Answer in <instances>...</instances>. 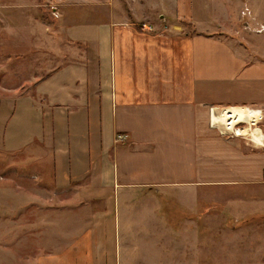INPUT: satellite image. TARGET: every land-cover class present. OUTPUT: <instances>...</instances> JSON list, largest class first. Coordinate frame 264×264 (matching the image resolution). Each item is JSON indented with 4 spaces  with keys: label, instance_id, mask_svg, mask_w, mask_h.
I'll return each instance as SVG.
<instances>
[{
    "label": "crops",
    "instance_id": "1",
    "mask_svg": "<svg viewBox=\"0 0 264 264\" xmlns=\"http://www.w3.org/2000/svg\"><path fill=\"white\" fill-rule=\"evenodd\" d=\"M258 1L250 2L253 13ZM129 12L110 7L98 22L85 19L68 28V40L82 47L76 50L81 58L53 67L34 94L11 99L7 125L22 126L25 120L33 132L18 145L7 129L3 140L8 151L33 141L51 149L58 199L72 192L82 206H100L93 209L86 234L96 233L100 245L115 218L116 190L179 185L200 190L205 183L251 180L253 153L243 145L245 137L221 135L211 110L216 108L212 117L218 127L223 108L253 107L258 117L264 114V59L201 27L200 20L214 23L211 16L195 11L200 15L190 18L182 6L180 17L196 30L159 32L141 28ZM232 122L226 121L229 131ZM118 134L123 138L116 140ZM259 169L262 178L264 165ZM100 245L75 251L68 246L53 263L73 264L81 252H109Z\"/></svg>",
    "mask_w": 264,
    "mask_h": 264
},
{
    "label": "rangeland",
    "instance_id": "2",
    "mask_svg": "<svg viewBox=\"0 0 264 264\" xmlns=\"http://www.w3.org/2000/svg\"><path fill=\"white\" fill-rule=\"evenodd\" d=\"M250 2L0 0V264H56L53 257L68 246L75 251L80 245L89 250L100 245L96 233L86 236L93 209L100 206H82L72 192L58 199L51 181V149L36 141L16 151L3 147L7 129L18 145L33 132L25 120L22 126L7 125L11 99L34 94L36 83L53 67L81 58L76 50L82 47L68 40V28L98 22L110 7H119L129 16L131 9L139 25L150 21L152 31L193 32L192 22L180 17L183 6L190 18L200 15L195 11L212 17L213 24L200 20L201 27L264 59V0L254 13ZM251 126L259 127L264 138L263 113ZM243 137L253 153L251 180L205 183L200 190L181 185L116 190L115 218L100 245L109 252L76 253L73 264H264V174L262 179L255 172L264 165V146Z\"/></svg>",
    "mask_w": 264,
    "mask_h": 264
},
{
    "label": "bare ground",
    "instance_id": "3",
    "mask_svg": "<svg viewBox=\"0 0 264 264\" xmlns=\"http://www.w3.org/2000/svg\"><path fill=\"white\" fill-rule=\"evenodd\" d=\"M221 111V122L219 120V114ZM259 110L253 109L251 107H228L219 110L218 112V120H219V127L223 130V125H225V121L231 119L230 124L232 121L239 123H245V126L242 127H233L231 130L236 134H247L249 139L253 141V143L261 144L263 133L261 132L260 128L257 126L252 127L251 125L254 124L255 119L257 120L259 116ZM233 123V122H232ZM226 126V125H225ZM227 127V126H226ZM232 127V126H229ZM232 132V133H233Z\"/></svg>",
    "mask_w": 264,
    "mask_h": 264
},
{
    "label": "built area",
    "instance_id": "4",
    "mask_svg": "<svg viewBox=\"0 0 264 264\" xmlns=\"http://www.w3.org/2000/svg\"><path fill=\"white\" fill-rule=\"evenodd\" d=\"M140 27L141 28H144V29H147V30H151L150 29V26H146L144 23L143 24H140ZM214 109H216V108H213L212 110H211V119H212V121H213V123H214V126L218 129V131H219V133L220 134H223V135H229V136H231V135H234V136H245L246 134H236L235 132H233L232 133V131H229L227 128H225V127H223V131L222 130H220V127H218L217 125H216V122L214 121V119H213V117H212V115H213V110ZM260 118V117H259ZM255 122H256V120H255ZM237 124H239V123H235V127H240V126H237ZM244 126V125H243ZM123 138V136H122V134H118L117 136H116V140H120V139H122ZM262 140H264V138L262 139Z\"/></svg>",
    "mask_w": 264,
    "mask_h": 264
}]
</instances>
